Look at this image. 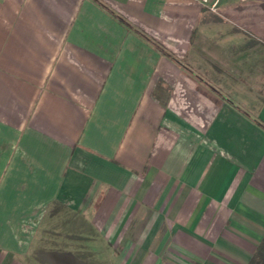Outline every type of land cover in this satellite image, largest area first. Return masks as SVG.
<instances>
[{
    "label": "crops",
    "instance_id": "1",
    "mask_svg": "<svg viewBox=\"0 0 264 264\" xmlns=\"http://www.w3.org/2000/svg\"><path fill=\"white\" fill-rule=\"evenodd\" d=\"M262 241L264 0H0V264Z\"/></svg>",
    "mask_w": 264,
    "mask_h": 264
},
{
    "label": "trees",
    "instance_id": "2",
    "mask_svg": "<svg viewBox=\"0 0 264 264\" xmlns=\"http://www.w3.org/2000/svg\"><path fill=\"white\" fill-rule=\"evenodd\" d=\"M251 264H264V241L258 247Z\"/></svg>",
    "mask_w": 264,
    "mask_h": 264
},
{
    "label": "built area",
    "instance_id": "3",
    "mask_svg": "<svg viewBox=\"0 0 264 264\" xmlns=\"http://www.w3.org/2000/svg\"><path fill=\"white\" fill-rule=\"evenodd\" d=\"M205 2H209V8L211 11H216L217 5L220 0H203Z\"/></svg>",
    "mask_w": 264,
    "mask_h": 264
}]
</instances>
